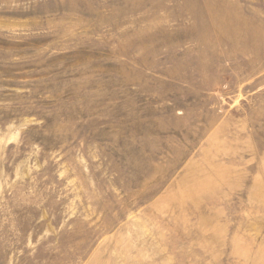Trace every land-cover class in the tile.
Listing matches in <instances>:
<instances>
[{"label":"rangeland","instance_id":"1","mask_svg":"<svg viewBox=\"0 0 264 264\" xmlns=\"http://www.w3.org/2000/svg\"><path fill=\"white\" fill-rule=\"evenodd\" d=\"M0 264H264V0H0Z\"/></svg>","mask_w":264,"mask_h":264}]
</instances>
